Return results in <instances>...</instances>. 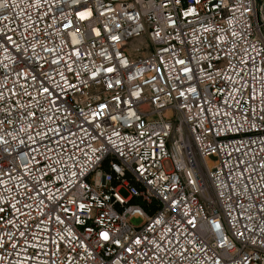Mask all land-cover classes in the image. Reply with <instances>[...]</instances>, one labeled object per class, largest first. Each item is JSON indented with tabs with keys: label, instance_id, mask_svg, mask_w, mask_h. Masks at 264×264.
Listing matches in <instances>:
<instances>
[{
	"label": "built area",
	"instance_id": "built-area-1",
	"mask_svg": "<svg viewBox=\"0 0 264 264\" xmlns=\"http://www.w3.org/2000/svg\"><path fill=\"white\" fill-rule=\"evenodd\" d=\"M0 264H264V0H0Z\"/></svg>",
	"mask_w": 264,
	"mask_h": 264
},
{
	"label": "rangeland",
	"instance_id": "rangeland-1",
	"mask_svg": "<svg viewBox=\"0 0 264 264\" xmlns=\"http://www.w3.org/2000/svg\"><path fill=\"white\" fill-rule=\"evenodd\" d=\"M121 191H122V193L124 195H127L128 194V191L125 188H122ZM133 221L136 222V223H139L141 221V218H134Z\"/></svg>",
	"mask_w": 264,
	"mask_h": 264
},
{
	"label": "snow or ice",
	"instance_id": "snow-or-ice-1",
	"mask_svg": "<svg viewBox=\"0 0 264 264\" xmlns=\"http://www.w3.org/2000/svg\"><path fill=\"white\" fill-rule=\"evenodd\" d=\"M105 239H107V236L105 235Z\"/></svg>",
	"mask_w": 264,
	"mask_h": 264
}]
</instances>
